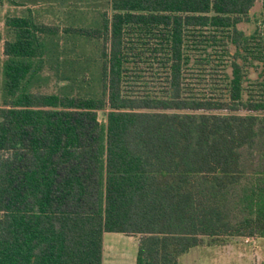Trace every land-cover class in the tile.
<instances>
[{
    "label": "trees",
    "instance_id": "16d2710c",
    "mask_svg": "<svg viewBox=\"0 0 264 264\" xmlns=\"http://www.w3.org/2000/svg\"><path fill=\"white\" fill-rule=\"evenodd\" d=\"M256 2L56 0L95 10L62 26L0 0V264H104L106 233L139 238L136 264L264 237Z\"/></svg>",
    "mask_w": 264,
    "mask_h": 264
},
{
    "label": "rangeland",
    "instance_id": "374dc122",
    "mask_svg": "<svg viewBox=\"0 0 264 264\" xmlns=\"http://www.w3.org/2000/svg\"><path fill=\"white\" fill-rule=\"evenodd\" d=\"M264 0H257L255 7L251 10V22H243L240 28L246 33L255 32L258 27L263 28L264 23L261 17ZM69 6L71 13L62 11L63 8L56 3V0H46L40 3L38 9L44 20L49 23H60L64 26L71 15L75 20L78 18L92 19L95 17V10L92 6ZM10 6H0V102H1V81H2V60L4 58V42L7 38L5 29V17L10 12ZM15 8H11V10ZM45 12V13H44ZM82 16V17H81ZM94 16V17H93ZM62 20V21H60ZM85 45H96L95 42H82ZM93 48V47H91ZM258 73L251 76L256 78ZM45 84L42 90L53 92L58 89V83H62L53 71L49 68L45 71ZM105 113L99 112V119L105 121ZM139 238L127 236L122 233H107L104 240L105 264H135L137 259ZM179 264H264V237L245 238L243 236L219 238L211 241L206 238L203 245L192 248L189 252L180 257Z\"/></svg>",
    "mask_w": 264,
    "mask_h": 264
},
{
    "label": "crops",
    "instance_id": "0c3cea01",
    "mask_svg": "<svg viewBox=\"0 0 264 264\" xmlns=\"http://www.w3.org/2000/svg\"><path fill=\"white\" fill-rule=\"evenodd\" d=\"M107 234V233H106ZM105 240V239H104ZM104 264H105V256H104ZM116 264H122L121 262H118V263H116ZM135 264H136V262H135Z\"/></svg>",
    "mask_w": 264,
    "mask_h": 264
}]
</instances>
